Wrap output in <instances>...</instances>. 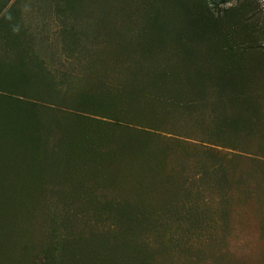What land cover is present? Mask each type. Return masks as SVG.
<instances>
[{"label": "rangeland", "instance_id": "obj_1", "mask_svg": "<svg viewBox=\"0 0 264 264\" xmlns=\"http://www.w3.org/2000/svg\"><path fill=\"white\" fill-rule=\"evenodd\" d=\"M0 264H264V0H0Z\"/></svg>", "mask_w": 264, "mask_h": 264}]
</instances>
